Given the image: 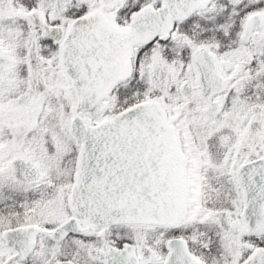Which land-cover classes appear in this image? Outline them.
I'll return each instance as SVG.
<instances>
[{
	"label": "snow or ice",
	"instance_id": "6c2138e0",
	"mask_svg": "<svg viewBox=\"0 0 264 264\" xmlns=\"http://www.w3.org/2000/svg\"><path fill=\"white\" fill-rule=\"evenodd\" d=\"M0 264H264V0H0Z\"/></svg>",
	"mask_w": 264,
	"mask_h": 264
}]
</instances>
